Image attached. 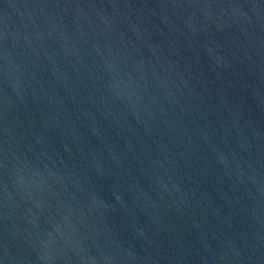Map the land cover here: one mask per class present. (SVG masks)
I'll return each mask as SVG.
<instances>
[{"label": "water", "instance_id": "water-1", "mask_svg": "<svg viewBox=\"0 0 264 264\" xmlns=\"http://www.w3.org/2000/svg\"><path fill=\"white\" fill-rule=\"evenodd\" d=\"M0 264H264V0H0Z\"/></svg>", "mask_w": 264, "mask_h": 264}]
</instances>
